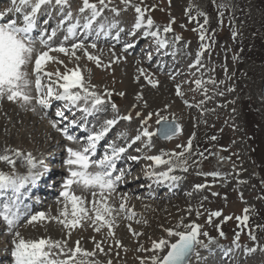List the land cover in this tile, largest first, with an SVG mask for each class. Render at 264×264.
Segmentation results:
<instances>
[{
    "label": "rangeland",
    "instance_id": "374dc122",
    "mask_svg": "<svg viewBox=\"0 0 264 264\" xmlns=\"http://www.w3.org/2000/svg\"><path fill=\"white\" fill-rule=\"evenodd\" d=\"M89 2L102 7L98 0H89ZM81 4L83 6V0H69L67 6L70 10L81 7ZM106 4L108 6L103 7V15L121 20L126 26L124 32H127V26L134 23L137 16L134 7L125 5L122 0H111V3L106 0ZM132 4L149 9L145 13V19L148 17L153 19L152 31L157 30V28L160 29L161 38L176 44L181 51H179L181 56L188 57V64L195 62L196 52L199 51L201 43L199 30H193L198 29L197 21L190 22L185 14V9L191 4L193 16L197 10L203 11L208 16L209 23L205 25V28L207 36L211 39L205 42H210L211 48L201 57V65L197 67L198 75L195 77L202 81L200 86H197L194 80L190 81L194 79V76L191 72L189 73V70L179 78H175L173 82H169L160 78V76H164V72H158L154 69L153 62H144L140 67L141 61L135 59L134 61L125 57L126 63H121L122 60L120 59L126 55L132 58V54L125 53L120 50V47H113L110 44H95L94 49L93 43H83V49L77 48L75 50L76 56L79 57L78 60L63 53L62 56L55 53L54 57L57 58V61H54V66L61 73L79 66L86 82L95 85L94 90L97 93L101 95H104L106 91L112 93L110 98L105 97L109 102L101 108L104 109L105 114L114 117L129 113L132 115L131 121L120 119L113 129V137L120 136L122 132L127 133L126 137L123 136L126 141H120V143L125 144L118 145L127 146L138 131L143 128L155 132L153 126L156 125L159 118L157 113L159 116L167 117L168 120H174L180 125L181 132L167 141H161L156 135L153 136L151 148L144 146L147 142L145 137L132 145L130 147L131 152H138L137 156L140 157L139 160H136L133 171L140 172L142 170L143 172L149 167L150 160L145 159L146 156L184 152L189 139H192L191 152H185L184 157L180 158L187 159V171L181 170V167H176L174 171L169 173V176L178 175L180 177L174 182L177 185L179 183V188L182 189H179L177 193L175 190L170 195L165 187L158 190H155L154 187L152 190H148V188L146 190L145 185L141 189L136 185L125 187L123 190L132 195L127 201V207L133 209L131 211L136 214L132 219H128L127 213H123L125 226L122 225V229L124 228L126 238L124 237L122 246H117L116 241L122 243L121 240L115 235L112 238L111 236L107 237L105 231H101L100 233L105 236L104 241L106 242L104 244L106 246L103 244L102 246L106 254L97 251V255L89 259L99 260L101 264H107L109 259L112 260V264H140V259L143 258L146 261L156 254L148 251L152 248L153 241L164 238L173 242L177 239L175 236H173L176 238L175 240L171 239L172 237L169 238L166 229L186 231L187 229L182 226L177 228V225L181 221H183V225L195 221L201 225L199 240L204 244L214 245V251L218 249V243L221 242L222 245L230 241L234 244L238 243L241 248H245L241 249L244 252H247L246 249L248 248L257 247L256 252H247V256L241 257L243 261L237 260L235 264H264V250H260L264 249V101L260 96V88H258L264 67V0H171V2L169 0H143L142 3L141 0H132ZM220 4H224L226 7H218ZM113 8L119 11V15L112 11ZM220 13H223L222 17ZM173 19L175 20V23L172 24L173 31L164 33L163 28ZM103 22L106 23V20ZM199 23H203V17H199ZM233 31L238 33L235 38L232 36ZM176 36H180L181 40L175 41ZM148 42L152 45V50H143L137 56L147 59L154 50L160 48L156 39L147 40L142 45L147 46L146 43ZM66 48H71V46ZM85 49L89 54L99 57V66L94 60H89L84 55ZM108 51L110 57L107 56ZM110 51H113V54ZM167 54H170V51ZM117 56L120 59L115 62ZM58 61H63V64ZM157 61L156 58L155 62L157 63ZM129 62L133 63L134 66L131 67ZM185 62L186 60L183 61V63ZM140 69H143L144 73L151 79L158 81V85L153 87L149 84L141 75ZM185 69L187 66L181 70L185 71ZM135 71L140 73L141 83L139 86L151 91L164 86L163 89L166 91L172 88L176 90V86L180 85L183 96L175 95L174 97L172 91L170 95L168 92L169 98L166 96L165 99L167 104L159 105V107L136 98L130 93L135 87L133 84L136 82ZM192 72H194V68ZM53 79L55 80L56 77L53 76ZM212 80L216 83H212ZM131 84L132 90H130ZM223 91L226 93L221 95ZM120 93L124 95H120ZM112 103L117 105L118 111H113ZM189 105L191 106L189 107ZM31 108L32 106H27L26 109L20 103H13L7 99L0 100V115L4 117L0 120V147L4 149H0L2 151H0V155L5 154V149H15V145L19 143L22 134L20 130L23 127L26 131L28 130L29 125L26 123L29 122L30 118L32 119L31 116L30 118L28 116L36 112H28L31 111ZM137 112L140 113L139 116L136 115ZM149 114H152L150 119H148ZM12 115L17 118L14 122ZM24 115L27 116L25 121ZM145 119H147L146 124L142 123ZM44 124L39 117L33 120V126L38 129ZM30 131L26 132L24 136L28 137ZM213 136L216 137L215 140L211 139ZM170 144L173 145L170 146ZM23 149L25 147L20 146V150ZM146 149H148V153L144 155L143 151ZM199 152L203 153V157L197 154ZM7 154L13 158L15 166L0 161V172L22 175L25 170L23 167L20 169L17 158L11 152ZM129 157V154L125 155V158ZM164 159H168V156H164ZM172 159L173 164L178 163L176 157ZM151 166L153 167V164ZM156 166L154 163V168ZM159 166H162L164 171L169 168V165L162 164ZM215 171L220 172L222 177L214 179L204 175V173ZM174 182L171 186L175 187L176 183ZM197 184H206L208 187L197 190L195 188ZM167 188L169 187L167 186ZM116 193L119 192L116 191ZM213 193H218V195H213ZM60 204L62 203L58 202L55 204L56 206L48 207L45 204L44 208L50 212L49 214L48 212L44 213L46 217L49 215V218L58 216L60 208L63 209L59 206ZM190 206L193 209L191 214L188 212ZM245 208L250 209V219L246 227L239 225L236 220L237 216L244 214ZM196 210L201 212L199 217L196 215ZM41 211L38 210L27 217L21 224L17 225L13 232L19 231L25 240L44 238L43 235L31 234L32 229L36 226L27 223L32 215L41 213ZM213 211H222V216L213 217L212 222L208 223L209 213ZM228 216H231V219L225 221L224 217ZM1 225L0 255H5L8 253L6 250L8 248L5 249V247H11L10 244H12L14 235L11 233L10 237L5 239V232L2 231L4 224ZM129 226L132 231L129 230ZM75 230L83 231L84 229L78 227L71 230L73 240L69 245L70 248L75 246L77 240H81L80 233ZM249 230L256 236L255 241L250 239ZM68 231L61 226L60 234L63 238L68 237ZM221 231L224 236L220 235ZM133 232L140 235L134 236ZM204 232H207L208 236H204ZM237 233H239L238 240L240 242L236 241ZM85 235L86 233H84ZM210 239L211 243H209ZM95 243L96 241L93 245L80 243V246L85 250L92 251L95 249ZM141 247L145 251H138ZM198 247L199 245L196 248L198 249ZM167 250L165 248L160 256L165 255ZM204 251L202 249L194 253H198L200 259L209 253ZM238 251L241 253L240 250ZM211 256L213 257L212 260L202 263L196 261V256H194L191 264H215L214 258H218L219 253H212L209 257ZM206 258L208 259L207 256ZM3 260L0 259V264Z\"/></svg>",
    "mask_w": 264,
    "mask_h": 264
},
{
    "label": "snow or ice",
    "instance_id": "6c2138e0",
    "mask_svg": "<svg viewBox=\"0 0 264 264\" xmlns=\"http://www.w3.org/2000/svg\"><path fill=\"white\" fill-rule=\"evenodd\" d=\"M30 0H20L21 4H28ZM53 0H35L34 6L31 8V12L24 16L23 26H17L16 21L9 20L8 22H0V100L7 99L10 102H19L22 107H27L35 102L42 110H47L52 106L53 101L65 102V107L71 105L79 107V110L83 112L86 116L92 115L94 112L99 111L100 107L109 102L105 97L110 98L112 96L111 92H105L104 95L97 93L94 88L95 85H91L86 82L82 71L79 66L75 69L66 70L61 73L57 70L55 73L48 72L45 70L46 65L49 62L57 61V58L50 55L52 52H60L65 55H69L72 58L79 59L76 56V49H83V43L73 44L71 46V51L61 44L59 47L53 48L49 41L55 37L57 29H52L51 34L47 35V39L44 35L40 38L32 36V32L36 27V15L40 11L41 6L46 4H51ZM99 5L102 7L97 8V4L90 3L89 0H83V6L79 9L80 12H84L86 9H91L92 19H95L100 15L103 7H107L106 0H98ZM143 0H141V3ZM171 2V0H169ZM111 3V0H108ZM127 6L134 7L137 14L134 29H140L146 27L148 31L144 33L145 36H151L156 39L157 45L160 48L168 47L169 41L167 39L161 38L160 29L152 31L154 21L151 17L145 19V13L149 10L147 8H142L139 5H133L132 0H122ZM15 4V0H13ZM55 4L58 6L69 5V0H55ZM220 8L226 7L224 4L218 5ZM193 6L190 4L187 9H185V14L188 16L190 22L197 21L198 29H193L194 31L199 30V40L201 41L199 51L196 52L195 63L190 65V67H197L201 65V57L206 51L211 48L210 42H205L211 38L207 36V30L205 25L209 23V19L206 13L197 10L196 14L193 16L192 13ZM20 11V8L8 9L6 12H0V20L11 11ZM112 11L119 15V11L115 8ZM221 17L223 13H220ZM199 17H203V23H199ZM67 18H72V13L69 11L67 13ZM47 23V21H45ZM63 23V22H62ZM175 20H171L167 26L163 28L164 33L172 32V24ZM222 23V20H221ZM91 21L85 24V28H89ZM78 25L72 24L68 27V36L75 34V29ZM183 27V25H182ZM46 32V30H45ZM135 35V32L131 33ZM238 35L236 31L232 32L233 38ZM65 37V40L68 39ZM181 37L176 36L175 41H180ZM214 42V41H213ZM40 45V48L37 47ZM95 47V44L92 45ZM127 47H132L131 44ZM84 55L89 60H94L96 64L100 65L99 57L93 56L84 50ZM151 59V56H149ZM63 64V61H58ZM31 66V71L29 70ZM141 75L151 84L153 87L158 85V81L151 79L148 75L144 73L143 69H140ZM53 76L56 80H53ZM34 77V80L32 79ZM47 81V82H45ZM62 81V82H61ZM212 83H216L214 80ZM195 84L200 86L202 84L201 80H196ZM233 90V89H230ZM33 91L35 95H33ZM223 93H221L222 95ZM120 95H124L120 93ZM176 95L183 96L181 91V86H176ZM138 99L142 97L138 96ZM80 102H83V107H80ZM185 103H187L185 101ZM191 105H189L190 107ZM111 107L113 111H118L117 105L112 103ZM31 111H36V107H32ZM137 116L140 115L139 112L136 113ZM152 114H149L148 119L151 118ZM156 123L158 125H163L161 128L157 129L156 132L149 131L148 128H143L138 131V133L131 139L127 146H116L115 143L108 145V150L99 158L95 159L97 145L98 143L108 134V132L118 123L120 119L131 121L132 115L129 113L124 116H117L112 119H106L103 122L99 131H92L86 137V143L78 148L68 147L66 149L68 156L65 159L64 164L68 166L69 175L63 181L62 191L60 196L63 197V211L59 213L56 217H46L44 213H37L32 215L27 223L33 224L34 222L44 221L46 219L55 220L57 223L61 224L65 229H68L67 235L71 236V230L78 227H83L88 224L93 228L94 231L100 232L102 229L107 228L108 235L114 236V227L116 226V215L121 212L127 213V218L132 219L135 216V212L127 208V195L121 196V203L118 208H114L109 200L112 199L116 193L118 184L123 180L125 172L119 171L118 175L116 173L117 167L116 162L119 160L123 153L127 151L128 148L132 147L137 141H140L142 137L147 138L145 147L151 148V140L155 135H162L164 139H171L178 132H180V125L176 124L175 121H169L167 117L159 116ZM56 116L59 120L50 121L52 128L61 132L63 136L73 142H78L77 137L69 133V126L58 127L62 121H68V117L62 110H57ZM146 124L147 119L142 121ZM69 125H76L77 121L72 119L68 121ZM127 133L122 132L120 136H126ZM194 138V134H193ZM215 140L216 137H211ZM179 147V146H178ZM192 150V139H189L187 146L184 148V152L180 153H162L161 155H149L145 159L153 161L155 165H169L168 171L160 173L159 175L164 176L173 181L179 180L180 177L169 176V173L175 170L176 167H181L183 171H187V159H180L184 157L185 152H191ZM139 151V149H137ZM11 152L15 157H21L25 154L20 149H5V154L0 155V161L7 162L10 165L15 166V161L7 153ZM203 157V153H197ZM164 156H168V159H164ZM173 157L177 158L178 163L173 164ZM26 161L29 166L28 174L18 175V174H6L0 172V191L11 190L13 193H19L21 189L25 188L26 185H35V183L47 172L35 171L37 164L31 153H27ZM131 160H139L138 156L129 157ZM224 159V158H221ZM205 176H211L215 178H221L222 174L218 171L204 173ZM243 183V181H241ZM73 185L81 187L86 192H90L92 199L89 201L82 195H77ZM208 187L206 184H197L195 188L201 190ZM191 195V193H189ZM213 195H218V193H213ZM60 202V201H58ZM69 205L71 206V212L69 213ZM90 205V207H89ZM193 209L191 206L188 208V212L191 214ZM244 214L242 216H237L236 220L239 225L247 226L250 219L249 208H245ZM196 215L199 217L201 212L196 210ZM222 216V211H213L209 213L208 223L212 222L213 217ZM0 219H2L8 228V231L13 233L14 239L12 241L13 248L11 250V256L14 258V264H101L99 260L89 259L97 255V251L100 253H105L102 247V242L95 243V249L92 251L85 250L80 246V241L75 242L74 247H68L66 240H52L51 238H39L35 240H25L19 231L13 230L17 227L20 220V213L18 206L15 202H9L0 206ZM231 219V216L224 217L227 221ZM184 227L186 231H177L176 229H166L167 236L169 238L175 236L178 239L173 243L169 239L161 238L158 241H153L152 248L148 251L156 253L148 258L150 264H189V258L193 252L196 250L197 245L207 247L202 241L199 240L201 235V225L197 224L195 221L188 225H183V221L177 228ZM129 230L132 231L129 226ZM133 235H140L139 233L133 232ZM204 236H208L207 232L203 233ZM221 236L224 233L220 232ZM250 239L256 240V236L252 234L249 230ZM239 239V233H237L236 241ZM211 239L209 243H211ZM117 246H122L120 241H116ZM239 245L237 244V247ZM167 248V253L162 257L159 253L163 252ZM258 250L257 247H252L246 249L248 253H254ZM264 250V249H260ZM138 251H145L142 247ZM106 254V253H105ZM107 264H112V260L109 259ZM140 264H145V260L140 259Z\"/></svg>",
    "mask_w": 264,
    "mask_h": 264
},
{
    "label": "bare ground",
    "instance_id": "6f19581e",
    "mask_svg": "<svg viewBox=\"0 0 264 264\" xmlns=\"http://www.w3.org/2000/svg\"><path fill=\"white\" fill-rule=\"evenodd\" d=\"M43 9H44V7H45V5H43V6H41ZM135 22V21H134ZM70 51H71V49L70 48H68ZM95 49V48H94ZM58 54L59 56L61 55H63L62 53H60V52H52V53H50V55H52V56H54V55H56V54ZM106 54V53H105ZM108 54V55H107ZM107 56H109L110 57V55H109V51L107 52ZM76 60V59H75ZM135 61V60H134ZM49 63H53V61L52 62H49ZM139 63V62H138ZM129 65L131 66V67H133L134 66V64L133 63H130L129 62ZM138 65V64H137ZM135 76H136V82L135 83H133V84H135V87H134V89H133V92H130V93H132L133 94V96H135L136 98L139 96V97H142V99L143 100H145L147 103H150L152 106H156V107H159V105H165V104H167V101L165 102V99H166V96L168 95L167 93L169 92V95H170V93H171V91H172V93H173V95H174V97H175V95H176V90L174 89L173 90V88L170 90V89H168V90H166V91H164V86H162V87H160V88H157V89H154V90H152V91H154V92H152L150 89L149 90H147L145 87H141V86H139V84L141 83V77L139 76V73H136V71H135ZM151 76V75H150ZM132 84H131V86H130V90H132ZM157 90H159V91H157ZM171 93V94H172ZM226 93V91H223V94H225ZM167 98H169L168 96H167ZM135 100H137V99H135ZM168 100V99H167ZM169 102V101H168ZM6 104V103H5ZM151 106V107H152ZM5 108V107H4ZM37 112V111H36ZM36 112L35 113H33V114H29V116H28V114L26 113V115L28 116V118H30V116L32 117V119L30 118V120H29V122H27L26 123V125H29L28 126V130L26 131L25 130V127H23L21 130H20V132H22V134H21V136H20V140H19V143L17 144V145H15V149L16 148H19L20 149V146H23V147H25V149H23V150H21L25 155L24 156H21V157H15V158H17V160H18V162H19V164H20V169H25V168H29V166H28V164H27V161H26V155H27V153H31L32 154V156H33V158H34V160H35V162H36V164H37V167H36V169H35V171H40V172H44V166H43V164H41V163H38V159L40 158V157H43V155L45 154V150H46V147L47 146H50L51 144H53V143H57L56 141H59L60 139L57 137V138H53L52 140H49V138L52 136L50 133H51V130H50V128L49 127H47L46 126V124H44L40 129H38L36 126H33V120H34V118H37L38 116H37V114H36ZM1 113V112H0ZM2 113H4V112H2ZM26 115H24L25 117H24V121H25V119H26ZM16 116H13L12 115V119H13V122L14 121H16L17 120V118H15ZM4 117H2L1 115H0V120L1 119H3ZM193 124V123H192ZM1 126V125H0ZM29 130H31L30 131V135H28V137H30V139H28V137H25L24 135H25V133L26 132H28ZM19 132V131H18ZM126 137V136H125ZM44 138V139H43ZM123 138V137H122ZM1 139V138H0ZM43 139V140H42ZM46 140V141H45ZM123 140H125L124 138H123ZM2 141V140H1ZM126 141V140H125ZM42 142V143H41ZM45 142V143H44ZM171 145H173V144H170V146ZM0 149L2 150L3 149V147H0ZM0 150V151H1ZM4 150V149H3ZM2 152V151H1ZM126 153V152H125ZM138 153V152H137ZM50 155V154H49ZM137 156V155H136ZM13 159V158H12ZM41 159V158H40ZM153 166H154V164H153ZM23 167V168H22ZM153 169H155V170H158L159 171V173H158V176H157V178H153V177H150V178H152V179H154L153 180V182H152V186H155V187H157L158 185H162L163 183H161L162 181V178H163V176H161V175H159L160 173H163L164 172V169H163V167L162 166H159V165H157L155 168H153ZM181 170H182V168H181ZM18 171H20V170H18ZM51 171L49 170V173H50ZM175 176H177L178 177V175H175ZM41 179V178H40ZM40 179L38 180V181H40ZM171 179H167V180H165L166 181V183L167 182H170L169 184L167 183L166 185L170 188V187H172V189H171V192H170V195H172L173 194V192H175V190H176V188L178 187V185H177V187L176 188H174L173 186H171V184L174 182L173 180L172 181H170ZM37 181V182H38ZM176 181V180H175ZM174 183H176V182H174ZM177 184V183H176ZM38 185L40 186V187H42V184H41V181L40 182H38ZM165 185V187H167ZM179 189H182V188H179ZM177 191L178 190H176V193H177ZM127 195V197H128V199L131 197L130 196V194L129 193H126V192H119V193H115L114 194V196L112 197V199H110L109 200V203L114 207V208H118L119 207V204H120V202H121V196H123V195ZM82 196H84L87 200H91L92 199V197H91V195H82ZM128 199H127V201H128ZM140 202V201H139ZM136 204V203H135ZM23 206V205H22ZM42 206V204L39 206V207H41ZM70 207V210H69V212H71V206H69ZM128 208V207H127ZM130 209V208H129ZM61 210H64V209H62V208H60V211L59 212H61ZM130 210H133V209H130ZM51 211H53V210H51ZM40 212V211H39ZM123 213L124 212H121V213H119L118 215H116V226L114 227V233H115V237H117L119 240H121L122 241V243L121 244H123V241H124V237H125V231H124V228L122 229V225H124L125 223H124V215H123ZM49 214V213H48ZM125 214V213H124ZM46 216V215H45ZM50 216V215H49ZM48 216V217H49ZM133 218V217H132ZM135 218V217H134ZM127 223V222H126ZM4 224V223H3ZM33 225L34 226H36V227H34V229H32V232H31V234H38V235H43V237L44 238H51L52 240H60L61 238V240H66L67 241V243H68V247H69V245H71V242H72V235L70 236V238H69V236L68 237H64L63 238V236L60 234V230H61V226L62 225H60L59 223H57L55 220H51V219H46V220H44V221H38V222H34L33 223ZM49 226H51V227H54V228H51V227H49ZM125 226V225H124ZM4 227H5V225L4 226H2V229H4ZM6 228V227H5ZM83 231L82 230H75V231H77L78 233H80V235H81V240H80V243L82 244H89V245H93V243L96 241V242H102V244H103V246H106L104 243L106 242V241H104V238H105V236H103V233L101 234L100 232L101 231H105V234L107 235V237L109 236L108 235V230H107V228H104V229H102L100 232H96V231H94L93 230V228L91 227V226H89L88 224H85L84 226H83ZM84 233H86V235L84 236ZM112 237H114V236H111V238ZM126 238V237H125ZM171 239H173V240H175L176 238L175 237H172ZM112 240V239H111ZM116 241V240H115ZM113 242V241H112ZM109 243V242H108ZM203 243V242H202ZM112 244V243H111ZM204 244V243H203ZM109 245V244H108ZM204 245H207V244H204ZM102 246V247H103ZM215 246L213 245H207V247H203V246H201V245H199V247H198V249L195 251V253L197 252V251H199V250H202V249H205V248H207V250H210V249H212V248H214ZM117 248V247H116ZM217 248V247H216ZM111 250V249H110ZM210 251H212V250H210ZM194 253V254H195ZM214 254H217V253H219V252H213ZM212 254V253H211ZM156 255V254H155ZM159 255H161V253H159ZM219 255H220V253H219ZM194 256H196V261H200L199 263H202V262H205V261H209V260H212L213 259V257L211 256L209 259H207L206 258V256H203V257H200V259H199V254L197 253V254H195ZM193 256V257H194ZM193 257H192V259H191V261L189 262V264H191V262H192V260H193ZM232 258H233V262H228V264H235L236 263V261L237 260H240V262L241 261H243L242 260V258H241V255L239 254V253H232ZM214 260H215V264H223L224 262H222L221 260H220V262H219V258H214ZM125 264V263H124ZM145 264H150V261L149 260H146L145 261ZM225 264V263H224Z\"/></svg>",
    "mask_w": 264,
    "mask_h": 264
},
{
    "label": "water",
    "instance_id": "95a60500",
    "mask_svg": "<svg viewBox=\"0 0 264 264\" xmlns=\"http://www.w3.org/2000/svg\"><path fill=\"white\" fill-rule=\"evenodd\" d=\"M262 79H261V84H260V93H261V96L262 98L264 99V69H263V72H262Z\"/></svg>",
    "mask_w": 264,
    "mask_h": 264
}]
</instances>
